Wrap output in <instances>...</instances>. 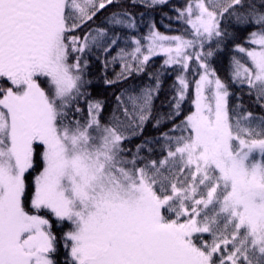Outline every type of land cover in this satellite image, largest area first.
<instances>
[{
	"label": "snow or ice",
	"instance_id": "snow-or-ice-1",
	"mask_svg": "<svg viewBox=\"0 0 264 264\" xmlns=\"http://www.w3.org/2000/svg\"><path fill=\"white\" fill-rule=\"evenodd\" d=\"M119 3L0 0V78L12 85L0 88V264H55L57 237L41 211L59 226L70 224L61 237L65 264H264V115L241 116L240 94L230 107L233 93L209 63L236 38L232 25H254L244 39L253 47L233 45L246 62L230 58V80L247 86L248 95L254 91L264 109V0H187L174 11L190 38L162 35L150 23L146 50L141 38H123L134 45L130 51L117 48L122 37L113 29H135L136 14ZM132 3L147 8L167 0ZM114 4L104 21L109 27L82 32ZM158 53L166 56L164 65L184 70L163 119L181 114L189 70L198 76L194 111L169 130L180 135L165 132L125 149L154 118L160 75L148 73L155 83L138 91L116 92L102 126L106 102L92 96L89 57L100 61L105 85L115 86L145 72ZM116 62L120 71L109 79ZM81 103L86 122L77 118ZM161 122L156 117L153 127ZM160 139L166 154L137 167L145 159L140 153L151 154ZM37 149L43 167L29 190L26 173Z\"/></svg>",
	"mask_w": 264,
	"mask_h": 264
},
{
	"label": "trees",
	"instance_id": "trees-1",
	"mask_svg": "<svg viewBox=\"0 0 264 264\" xmlns=\"http://www.w3.org/2000/svg\"><path fill=\"white\" fill-rule=\"evenodd\" d=\"M259 2V0H257ZM187 3V0H167V3L161 4L156 7H140L139 4L133 5L132 0H120L119 8L120 9H127L128 11L136 14V25L135 29H123V28H116L113 31L120 32L122 37L121 42L117 45L119 47H125L126 50L130 51L132 47H134L131 42L125 43L123 38L129 36H135L137 38H141V43L144 45L145 50L147 47V42L144 41L142 38L148 34L149 24L152 23L155 25V30H157L160 34H173V35H186L185 30L188 28L186 24L182 21L176 19L177 12L174 11L176 8H184ZM194 3V0H193ZM117 5H112L111 7L106 8L105 10L101 11L95 18L94 22L87 25V27L82 29V32H86L88 28L92 27H109V25L105 24V18L109 16V13L116 11ZM140 13H143V20L140 18ZM231 31H235L236 38L234 40H229L227 44L224 46L223 50L218 52L214 57L210 58L209 63L213 69H215L217 75L229 85V90L233 95L229 97V105L230 107L234 106L237 103L236 94L241 95L240 103L244 105V108L240 110L239 114L244 116L247 112H252L255 115H264V109L258 106L255 100V92L253 91L252 95H248L249 89L247 86L244 88H239L232 84L230 80V58L235 55L241 59L242 62H246V57L243 54L238 52H233V45L234 44H244V39L250 32L256 30L254 25H248L246 27L237 28L234 25L230 27ZM190 31V29H189ZM81 32V34H82ZM186 38H190L186 35ZM215 47V44L211 45ZM245 47H253V45L244 44ZM117 48H113L111 50V55H115ZM208 49L205 48L204 51ZM100 55L99 52L96 53ZM103 58V57H102ZM166 56L163 53H158L152 57H150L146 71L137 75L133 74L128 80L123 83L116 84L115 86H107L104 83V74L101 72V63L99 60H96L94 57H89L90 60V67L88 69L89 78L92 79V96L96 98L103 99L106 103L102 109V116H101V125L107 123L108 117L110 115L111 109L115 103V93L119 92L120 89L126 88L129 86H135V89L138 91L140 87L146 84H154L155 81H150L148 73H159L160 80H161V87L158 91L154 99V118L149 120L144 128L143 135L137 136L130 141H125L123 147L125 149H132L135 150V146L139 144L145 138H156L160 137L162 133L168 132L169 135L178 136L181 133L179 131L176 132H169L172 129L173 124H179L184 118L193 111L192 105V98L190 91L186 94L185 100L182 102V106L180 109L181 114L175 116L173 121L168 122L167 120L163 119V115H166L172 110V104L175 101L172 99L175 96L176 90L179 87L177 82V76L180 75L184 70L176 65H164V60ZM193 66H195L193 62ZM120 71V63L116 62L115 65H109L107 71V77L111 79L114 76L115 72ZM188 79L191 83H194L195 79L198 76H193L191 70L186 73ZM41 83L42 86H46V81L41 79L38 81ZM10 83L4 79L0 78V88H7L11 87ZM264 103V101H262ZM81 108L84 109L82 115L87 114V106L85 103H81L79 105ZM75 105H73V109ZM82 115H78L81 118ZM160 117L162 122L160 126L153 127L155 123V118ZM165 141L160 139L158 142H154L151 147H153L154 151L149 154L147 151H142L140 153L141 156L145 157V159L140 160L137 164V167L143 166L144 164L149 163L151 160H159L162 155L166 154L161 151L162 146L164 145ZM128 158H131V153L128 154ZM43 164L40 157V149H37L34 155V168L29 170L26 173L27 182L29 184V190H31V183L33 178L39 173L42 169ZM26 208L29 212L35 213V210L31 209L30 206L26 205ZM38 214L45 216L49 219L51 223V231L57 237V244H56V252L52 254V259L55 261V264H65V259L67 257V252L63 246V241L61 237L63 236L64 232L70 228V224L68 222H64L62 226H59L57 221L46 211H41ZM165 214L171 218V214L165 211ZM197 239L199 236L197 234ZM203 239L211 240V237L204 235Z\"/></svg>",
	"mask_w": 264,
	"mask_h": 264
},
{
	"label": "rangeland",
	"instance_id": "rangeland-1",
	"mask_svg": "<svg viewBox=\"0 0 264 264\" xmlns=\"http://www.w3.org/2000/svg\"><path fill=\"white\" fill-rule=\"evenodd\" d=\"M166 35V34H165ZM166 36H176V35H166ZM196 79H198V77L196 78ZM190 91V94H191V98H192V100L194 99V83H191V86H190V88H189V90H188V92ZM187 92V93H188ZM186 93V94H187ZM87 117H88V113L86 114V115H82L81 116V118H79V117H77V118H79V119H81V122H86L87 121ZM93 134L95 135L96 133H95V131H93ZM260 157L259 156H257V159H259ZM166 215V214H165ZM166 217H168L167 215H166ZM168 218H170V217H168Z\"/></svg>",
	"mask_w": 264,
	"mask_h": 264
}]
</instances>
